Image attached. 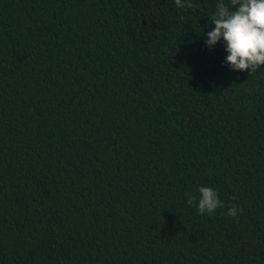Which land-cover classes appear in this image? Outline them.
I'll use <instances>...</instances> for the list:
<instances>
[{
    "label": "trees",
    "instance_id": "1",
    "mask_svg": "<svg viewBox=\"0 0 264 264\" xmlns=\"http://www.w3.org/2000/svg\"><path fill=\"white\" fill-rule=\"evenodd\" d=\"M191 2L0 0V264H264V65Z\"/></svg>",
    "mask_w": 264,
    "mask_h": 264
},
{
    "label": "clouds",
    "instance_id": "2",
    "mask_svg": "<svg viewBox=\"0 0 264 264\" xmlns=\"http://www.w3.org/2000/svg\"><path fill=\"white\" fill-rule=\"evenodd\" d=\"M180 8H194L191 0H175ZM215 27L207 32L205 45L215 46L221 39L228 55L225 60L233 71L250 70V74L264 65V0H223L210 16ZM199 199L189 194L187 203L196 206L200 214H212L222 206L219 194L211 187L198 189ZM229 216H237V207L228 209Z\"/></svg>",
    "mask_w": 264,
    "mask_h": 264
}]
</instances>
